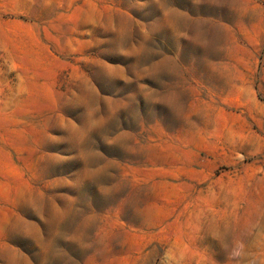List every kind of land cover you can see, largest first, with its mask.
<instances>
[{
  "label": "rangeland",
  "instance_id": "1",
  "mask_svg": "<svg viewBox=\"0 0 264 264\" xmlns=\"http://www.w3.org/2000/svg\"><path fill=\"white\" fill-rule=\"evenodd\" d=\"M0 264H264V0H6Z\"/></svg>",
  "mask_w": 264,
  "mask_h": 264
},
{
  "label": "crops",
  "instance_id": "2",
  "mask_svg": "<svg viewBox=\"0 0 264 264\" xmlns=\"http://www.w3.org/2000/svg\"><path fill=\"white\" fill-rule=\"evenodd\" d=\"M7 2L6 0H0V16L7 12Z\"/></svg>",
  "mask_w": 264,
  "mask_h": 264
}]
</instances>
